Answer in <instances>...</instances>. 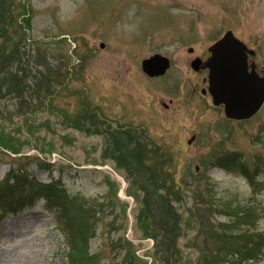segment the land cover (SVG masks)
I'll return each instance as SVG.
<instances>
[{
    "label": "rangeland",
    "instance_id": "374dc122",
    "mask_svg": "<svg viewBox=\"0 0 264 264\" xmlns=\"http://www.w3.org/2000/svg\"><path fill=\"white\" fill-rule=\"evenodd\" d=\"M228 30L264 69V0H0V186L17 165L62 180L74 214L60 226L40 202L9 215L0 264H68L80 227L89 264H206L237 213L264 231V107L229 120L191 67ZM155 54L171 60L162 79L142 71ZM118 126L144 128L129 131L144 166L118 169L119 138L98 133Z\"/></svg>",
    "mask_w": 264,
    "mask_h": 264
},
{
    "label": "water",
    "instance_id": "95a60500",
    "mask_svg": "<svg viewBox=\"0 0 264 264\" xmlns=\"http://www.w3.org/2000/svg\"><path fill=\"white\" fill-rule=\"evenodd\" d=\"M247 52L255 54L229 32L212 48L213 55L205 63L214 102L225 104L226 115L232 119H249L264 103V78L255 70L248 71ZM199 65L200 61L194 63L196 69ZM168 67L169 60L161 55L144 61V69L151 75L164 73Z\"/></svg>",
    "mask_w": 264,
    "mask_h": 264
},
{
    "label": "trees",
    "instance_id": "16d2710c",
    "mask_svg": "<svg viewBox=\"0 0 264 264\" xmlns=\"http://www.w3.org/2000/svg\"><path fill=\"white\" fill-rule=\"evenodd\" d=\"M242 168L244 171L246 170L243 165ZM23 177L21 174L13 175L15 180L14 189L9 192L0 191V200L5 198L7 194L15 195V193L24 191L27 187L32 188L30 187L32 184L23 181ZM57 189L60 190L61 188L56 184H41L32 189L29 193L30 196L13 197L11 201L5 202L6 205H4V209L2 208L3 214L0 216V221L8 214L21 212L28 204L33 203L31 201L42 196L47 199L51 208L59 209L61 213L65 208V203H61L62 198L59 196ZM251 223V214L237 213L231 221L220 226L219 230L214 231L212 238L215 247L206 264H255L260 261L264 256V232L249 228ZM242 224H245V226L242 227ZM87 246H85L84 252L71 254L69 264H89L92 258Z\"/></svg>",
    "mask_w": 264,
    "mask_h": 264
},
{
    "label": "flooded vegetation",
    "instance_id": "af4514ba",
    "mask_svg": "<svg viewBox=\"0 0 264 264\" xmlns=\"http://www.w3.org/2000/svg\"><path fill=\"white\" fill-rule=\"evenodd\" d=\"M164 106H165V108H167V107H168V105H167V104H165Z\"/></svg>",
    "mask_w": 264,
    "mask_h": 264
}]
</instances>
